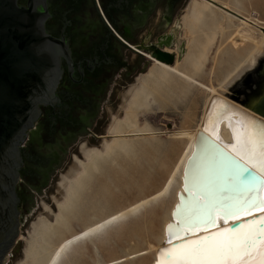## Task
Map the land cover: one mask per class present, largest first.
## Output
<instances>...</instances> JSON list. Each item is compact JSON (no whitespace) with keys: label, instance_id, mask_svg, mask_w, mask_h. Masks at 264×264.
Returning <instances> with one entry per match:
<instances>
[{"label":"bare ground","instance_id":"bare-ground-1","mask_svg":"<svg viewBox=\"0 0 264 264\" xmlns=\"http://www.w3.org/2000/svg\"><path fill=\"white\" fill-rule=\"evenodd\" d=\"M180 24L185 37L183 57L181 56L182 58L180 57L181 59L177 61L176 57L178 58L179 51H176L173 54L171 65L153 59L148 70L144 74H139L135 78V83L127 90L128 95L123 106V115L113 119L101 146L87 147L83 143L80 145V153L84 160L74 157L79 169L69 177L63 176L59 181L63 197L61 201L55 202L57 212L52 213L53 221L41 218L33 224V230L35 234L38 231V234L37 236L33 234L35 240L29 241L24 248V261L21 264H76L77 260L90 251L89 243L95 244V240L104 228L126 219L153 201L162 200L178 175L179 183L174 187V198L168 203L169 209L164 208L159 221L160 239L153 243L149 240L147 249L151 253L150 257L147 258L144 255L137 259L139 261L143 259L144 264H153L159 258L160 248L169 246L165 235V226L172 220L171 213L178 200L177 193L178 190H181L182 184L186 185L190 192L194 188L202 191L207 196L209 204L218 200V195L212 193V188L209 189L211 185L201 184L205 180L203 179L204 168L218 152L212 140L231 152V149L227 147L234 143L233 129L230 124L245 119V116L264 120V116L254 108L248 105L243 106L237 102L233 103L221 97L223 90H226L246 70L254 68L259 57L264 55V21H261L256 13L245 14L243 0H190L181 17ZM231 28L233 30L226 40L234 55L237 58L241 56V58L235 59L234 64L218 86H214L211 80H208L209 83H205L202 78L209 50L215 38L218 35L226 34ZM162 51L171 52L167 47ZM147 55L149 56V54ZM213 63H216L214 59ZM195 90L204 94L202 115L193 128L177 130L172 133V138H181L184 145L175 161L167 164L169 171L159 189L157 191L155 189L154 193L124 207L123 204L122 208L117 211L98 220L95 218L96 221L87 223L80 230L59 238L62 228L68 226L72 220L81 219L83 216L93 213L92 211L100 203L116 204L121 197H119V193L126 196L129 191L137 189L146 182V179L141 177V172L134 167V163L138 160L137 141L128 139L129 136L138 137L153 133L148 130L149 128L140 127L137 124L139 110L147 108L151 101L155 102L156 100L159 101L161 108H165L168 105L166 100L172 98L168 95L187 97L185 95L189 96V93ZM258 96H256V100ZM197 103L196 97L190 99L187 116L191 113L195 114L193 109H196ZM124 173L128 175L127 180L119 179L114 185L118 186L119 193H112L109 191L110 187L102 182L103 174L105 177L110 176L115 180L117 175ZM103 192H108V194ZM255 193L256 198L263 196V191L260 196ZM246 195V192L234 196L226 194L227 197L229 196V205L238 208L245 204ZM200 209L202 208L197 205L196 200L188 197L179 212L181 224L171 227V235L179 237L188 229H194V231L188 232H197L204 224V215ZM154 219L155 216L152 215L148 221L153 223ZM216 221L221 228L190 234L185 239H195L228 228L219 216ZM180 242L182 241L178 243ZM136 255L143 254L138 252L133 256ZM114 263L116 262L111 261V263L103 264Z\"/></svg>","mask_w":264,"mask_h":264},{"label":"flooded vegetation","instance_id":"flooded-vegetation-1","mask_svg":"<svg viewBox=\"0 0 264 264\" xmlns=\"http://www.w3.org/2000/svg\"><path fill=\"white\" fill-rule=\"evenodd\" d=\"M187 1L16 0L42 15L60 66L53 100L40 105L22 144L20 206L47 186L67 147L99 131L104 101L120 82L135 80L149 68L153 60L147 54L167 47L173 32L166 27ZM167 48L177 51L175 45ZM261 77L256 73L248 80L259 87Z\"/></svg>","mask_w":264,"mask_h":264},{"label":"water","instance_id":"water-1","mask_svg":"<svg viewBox=\"0 0 264 264\" xmlns=\"http://www.w3.org/2000/svg\"><path fill=\"white\" fill-rule=\"evenodd\" d=\"M183 11L180 10L175 16L168 29L172 30L173 34H170L169 40L165 44L172 48L176 42V49L179 51L178 60L185 51L183 48L184 39L181 40L179 47L181 34L179 16ZM40 15L29 3L27 6H22L18 5L16 0H0V264H14L22 257L23 242L17 241L20 223V233L25 235L24 228L29 231V221L39 213L46 215L52 221V215L42 210L39 200H43L53 211L56 210L52 204V198L59 200L60 196L54 189L61 194L62 190L55 181L59 179V173H64L71 163V153H75L77 157L83 159L81 153L78 152L80 141H86L87 147H100L102 137H95L91 133V136H83L78 139V143L75 142L67 147L66 154L53 170L47 186L32 194L25 206H20L17 183L22 164V144L40 114V105L52 102L60 75L57 49L53 46V39L46 32L44 19ZM173 54L175 53H167L160 48H155L149 53V57L152 60L157 59L171 65ZM133 82L134 80L128 83L120 82V86H115L113 93L104 101L101 107L102 112L99 114L100 121L97 122L99 131L93 130L97 135L105 134L111 114L121 116L122 111L118 105L124 106L122 97L127 96L126 89ZM247 105L264 116V89L260 92L257 100L255 99ZM213 141L218 152L204 168L203 179L205 180L201 183L206 186L211 185L209 189L212 188V193L218 195V200L213 204L217 206L229 205V196L243 192L247 194L245 203L250 194L256 192L255 194L260 196L262 193L260 189L241 184L237 179L236 166H243V162ZM226 194L229 196L227 197ZM188 197L196 200L204 215V224L197 232L221 228L216 221L217 216L224 220V224L228 228L234 229L243 221L257 218L261 213H264L258 208H250L248 215L241 214L239 220L230 218L227 223H225L224 214L217 213L215 223H212L211 217L206 214V209L209 206L207 196L195 188L190 192L188 187L182 184L181 190H178L177 193L178 200L171 213L172 220L165 226L166 238L167 240L171 239L172 244H177L179 241H183L186 236L197 233L187 231L179 237H173L170 233L172 226L181 224L179 212ZM261 197H264V191ZM256 203H259V197H257ZM156 262L157 260L153 264Z\"/></svg>","mask_w":264,"mask_h":264},{"label":"rangeland","instance_id":"rangeland-1","mask_svg":"<svg viewBox=\"0 0 264 264\" xmlns=\"http://www.w3.org/2000/svg\"><path fill=\"white\" fill-rule=\"evenodd\" d=\"M189 1L187 2L189 3ZM186 4L184 8L181 9L184 11L179 16L180 18L179 23L183 13L186 10L185 8L187 7ZM243 12L245 14L256 13L259 19L261 21H264V0H243ZM174 18L175 17H173V19L171 20V24ZM170 26H168L166 29L168 30ZM180 30H181V34L179 38V44L181 43V40L183 39L185 40L184 32L181 24H180ZM232 30L233 28L228 30L226 34L222 36L218 35L215 38V41L211 49L209 50L208 60L206 61L204 67V72H203L204 76L202 75L203 76L202 79L205 83H209L208 80H211V83L214 86H218L219 82H221L225 74L234 64L237 56L234 55L231 46L226 40L227 39L226 37H228V35L232 32ZM174 45L176 46V42H174ZM223 51H225L226 53L224 54ZM241 54H243V52H241ZM183 55L184 54H182V57ZM240 58L241 56H239V58L237 59ZM213 59L215 60L216 63H213ZM176 60H178L177 57ZM145 72L140 74H144ZM209 72L211 73L209 74ZM256 73H259L260 76L264 77V55L259 57L254 68L246 70L226 90H223V95L221 97L224 99H228L233 103L237 102L239 104H242L243 106H246L247 103H251L252 101H254L256 96H258L260 92L264 89V84L259 87H256L257 85L255 86L252 82H250V80H248L249 78H254L256 76ZM134 83L135 80L133 83L128 85L126 89V95H128L127 90ZM254 88L260 90L255 92L256 89ZM185 96L187 97H184L182 95L181 96L179 95L178 97L168 95V97H172V98L170 99L164 98L165 100L167 99L166 103L168 104L165 108H161L159 101L156 100L155 102L151 101L150 104L147 106V108L139 110V113L137 115V124L140 127H145L147 129L149 128L148 130L153 133L151 135L150 134L139 135L138 137L129 136L128 139L131 138L130 140L137 141L136 144L138 145H137L136 155L138 160L137 162L134 163L135 165L134 167L141 172L142 175L141 177L143 179H146L145 180L146 182L142 183L141 184L142 186L138 187L137 189H132L131 191H129L126 194V196H123L121 193L118 192L119 190L118 186L115 187L114 185H116V182H118L119 179L127 180L128 175H126V173L122 175L121 174L117 175L116 178L117 181H116V179L114 180L113 177L110 176L105 177V175L103 174L104 178L102 182L106 183L110 187L109 191H112V193L114 194L119 193L118 194L119 197L121 196L120 200L116 204L100 203L99 205H97L95 210L92 211L93 213L85 215L81 219L79 218L72 220L68 226H64L62 228L61 235L59 236V238L68 236L69 234L80 230L87 223L94 222L96 221V219L98 220L107 214L117 211L118 209L122 208L121 206L123 204L124 207L130 203H133L143 197H146L154 193L155 189L156 191L159 189V187L162 184V181H164L169 171L168 168L169 166L167 164L175 161L176 157L179 155L184 145V141L181 138H172V133L177 130L193 128L202 115L204 94L202 92H198L195 90L190 92L189 96L188 94ZM126 97H122V102L124 104L127 99ZM195 97L198 99L196 109H193L195 110L194 112L195 114L191 113L189 116H187L186 115L188 112L187 107L190 105V99L192 100ZM118 107L122 111L120 116L122 117L124 108L120 105H118ZM115 117L120 118L114 114H111L110 121L108 122V125L105 129V134H98V137L102 136L100 146L103 138L107 134L108 127L112 124V121ZM95 134L93 135L95 136ZM82 143L87 146L86 141H80V143L78 144V152H80L79 147ZM91 147H97V146H91ZM71 157H72L71 163L66 168L64 173H59V179L55 181V183L58 185L60 189L61 187L59 186L58 183L61 180V178L63 176L69 177L71 176L72 173H75L77 169H79V167L75 162L74 157L78 158L79 160L84 159L82 154L81 157L83 159L77 157L75 153H71ZM156 161L157 164L155 163ZM159 164L160 167H158ZM178 183H179V176L177 175L170 189L168 190V192L166 193L165 197L162 200L159 199L157 201H153L150 204H148L144 209L134 212L133 214H131V216L127 217L126 219L117 221L116 223H113L107 226L106 228H104L102 233H100V236H98L97 240H95V244L92 245L89 243V249L91 252L87 251L79 260H77L76 264H103L106 262L111 263V261L112 262L115 261L116 263L114 264H144L143 259L141 261L137 259L143 257L144 255L147 256V258L150 257L151 253H149L147 249L150 243L149 240H151L153 243L154 241H158L160 239L159 221L163 214L164 208L169 209L168 203L170 200H172V198H174L173 197L174 187ZM54 191L60 196L59 200H55L52 198V204L56 209L55 211H53V209L49 205H47L43 200H39V205L41 206L42 210L44 212H48L49 215H53L52 213L57 212L55 202L61 201L63 197V190H62V194L56 189H54ZM103 193L108 194V192H103ZM166 202L167 205H165ZM152 215L155 216V219L153 223H150L148 219ZM41 218L47 219L48 221L51 222V220H49V218L46 215L39 213L37 216H35L33 220L29 221L28 223L30 227L29 231L26 228H24V232L26 236L20 233V228H21V223H20L19 238L17 239V241L21 240L23 242V246L21 248L22 257L19 260H17L14 264L23 263L24 248L27 246L29 241L31 240L34 241L35 240L34 237L37 236L38 234V231H36L35 234V231L33 230L32 226L33 224L37 223ZM52 221H53V216H52ZM138 252L142 253L143 255L133 256L135 253ZM86 260L87 262H84Z\"/></svg>","mask_w":264,"mask_h":264},{"label":"snow or ice","instance_id":"snow-or-ice-1","mask_svg":"<svg viewBox=\"0 0 264 264\" xmlns=\"http://www.w3.org/2000/svg\"><path fill=\"white\" fill-rule=\"evenodd\" d=\"M234 143L227 147L243 162L237 165V179L241 184L264 191V120L245 116L230 124ZM250 194L241 207L209 204L206 214L215 223V215L223 213L228 219L248 215L250 208L264 211V197ZM182 231H184L182 229ZM194 231V229H188ZM162 248L157 264H264V215L245 220L236 228H224L195 239H185Z\"/></svg>","mask_w":264,"mask_h":264}]
</instances>
